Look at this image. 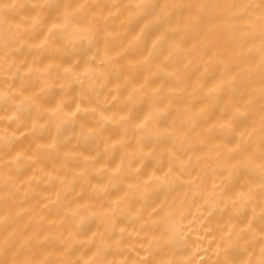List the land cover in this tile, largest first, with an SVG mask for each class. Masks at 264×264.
Masks as SVG:
<instances>
[{
    "label": "clouds",
    "instance_id": "clouds-1",
    "mask_svg": "<svg viewBox=\"0 0 264 264\" xmlns=\"http://www.w3.org/2000/svg\"><path fill=\"white\" fill-rule=\"evenodd\" d=\"M0 264H264V0H0Z\"/></svg>",
    "mask_w": 264,
    "mask_h": 264
},
{
    "label": "bare ground",
    "instance_id": "bare-ground-1",
    "mask_svg": "<svg viewBox=\"0 0 264 264\" xmlns=\"http://www.w3.org/2000/svg\"><path fill=\"white\" fill-rule=\"evenodd\" d=\"M159 42V38H155L153 39V45H156ZM135 58L133 59V63H135ZM136 78L138 80H140V84L138 86L140 87H144L147 86L149 81L144 78V74L138 73ZM190 83L192 86V90L193 92H196L198 89L200 88H206V90L211 93L212 91H214L217 88V84L214 81H203L200 80L199 78H193L190 77ZM225 98H222V100ZM193 108H195L197 110V112H206L207 113V117L205 121H202V124H215L219 119H220V113L216 108H208V105L206 103V101L200 97L197 96L196 98L192 99L190 101V105H188V110L191 111ZM136 115L140 117V119L138 120V124H140L141 126L145 125L149 120L152 119V113L146 110V105H141L140 107H138L136 109ZM144 172L146 173V175H144V179L146 181H151L153 178L154 173L151 170V166L150 165H145L144 166Z\"/></svg>",
    "mask_w": 264,
    "mask_h": 264
}]
</instances>
